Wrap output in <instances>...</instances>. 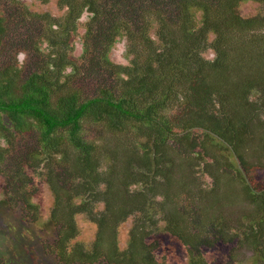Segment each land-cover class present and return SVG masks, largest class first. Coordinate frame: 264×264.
Masks as SVG:
<instances>
[{
    "label": "trees",
    "instance_id": "trees-1",
    "mask_svg": "<svg viewBox=\"0 0 264 264\" xmlns=\"http://www.w3.org/2000/svg\"><path fill=\"white\" fill-rule=\"evenodd\" d=\"M13 1L21 0H0V39ZM247 2L255 8L245 15L240 8ZM22 5L38 30L33 43L45 42L46 53L30 72L0 69V161L17 148L18 136L31 133L33 145L12 153V165L19 183L26 185L31 172L50 189L52 218L66 211L54 262L167 264L148 243L163 224L188 247L187 264H211L195 251L200 242L183 232L195 220L210 231V245L235 242L231 252L248 245L264 260V187L258 189L252 172L264 165V0ZM120 39L125 62L111 57ZM77 41L81 65L66 60ZM79 68L108 71L110 82L98 76V85L82 93L70 78ZM219 143L236 155V175L226 172L227 158L214 154ZM200 174L209 182L197 180ZM238 194L248 202L238 215L241 229L230 225L226 211ZM196 198L206 216L194 220L188 212ZM77 215L95 220L90 244L74 240Z\"/></svg>",
    "mask_w": 264,
    "mask_h": 264
},
{
    "label": "rangeland",
    "instance_id": "rangeland-1",
    "mask_svg": "<svg viewBox=\"0 0 264 264\" xmlns=\"http://www.w3.org/2000/svg\"><path fill=\"white\" fill-rule=\"evenodd\" d=\"M2 3L0 2V5ZM22 4H25V0H21L15 4L14 1L7 3L11 15L9 12L4 13L6 31L0 39V69L4 70L7 68L6 70H8L20 66L23 73H27L33 70L39 61L41 62L45 59L46 52H43L45 42L40 41L38 38L39 42L33 43L37 40L38 30L35 27V22L28 20L26 14L23 15ZM47 6L51 7V5L40 4L41 9H45ZM254 8V3L247 2L242 4L240 10L242 14L248 15L253 12ZM104 23L100 22L101 28L104 27ZM71 40L72 38L69 41ZM123 43L122 39L118 40L112 50L111 57L117 62H125L122 48ZM81 51V44L77 41L73 56L78 59L66 51V60L73 61L75 59V63L81 65ZM84 71V69L81 70L79 68L76 74L70 77L74 78L73 85H80L79 88L82 90V93L83 91L85 93L90 92L98 85V76L99 81L108 82L107 84L110 82V76L107 74L108 71H98L93 75L87 74V72L84 73ZM2 122L6 125L7 130V127H10V122L7 118L6 120H2ZM193 133L201 135L198 129H194ZM30 134L27 132L18 136L17 140H15L17 148L7 152L4 162L0 161V170H4L5 172V176L3 178L0 177V264H59L57 258L56 262H54V253L51 250L55 249L58 242V233L61 228L60 222L65 219L66 211L59 213V219L58 217L57 219L52 218L50 210L54 207V198L50 189L35 174L32 175L31 172H29L31 177L27 180L26 185L19 183L20 181L16 179L14 172V165H12V153L19 154V152L26 151L33 145L34 141L30 140ZM222 145L227 144L219 143L214 154L221 155L220 158H227L231 164V169L228 170L226 168V172H233L236 175V155L222 150ZM251 158L253 159V157ZM199 164H195L194 167L196 168ZM176 166L177 164L173 165V170ZM252 172H256V178L259 182L258 189H263L264 165L263 167H259V169H253ZM199 179L204 183L209 182L208 178L203 174L197 177V180ZM186 194H184V197H186ZM184 197L183 202L187 203V199ZM237 198L238 204H233V206L226 208V211L232 212V215L229 217L230 225L234 226L235 224L237 228L241 229L243 223L237 224L238 215L241 209H248V202L247 199H241L239 194ZM201 202L198 198L191 201L188 212L190 219L193 216L194 220L195 218L206 216ZM76 222L80 233L74 240L90 244L94 236H96L95 220L92 218L88 219L84 215L79 217L77 215ZM129 226L130 221L128 220L120 232L122 246H125L126 230ZM158 228L159 232L157 235L148 237V243H153L152 245L156 247V258L164 260L167 264H187L186 251H188V247L184 246L176 237L171 236L163 224H159ZM183 232L185 236L189 237L192 235L200 242L195 251L202 252V256L211 264H264V260L248 245H240L238 243V247L233 252H231V249L235 247V242L228 243L215 240L210 245L212 238L210 231L206 232L205 229L198 228L196 220L194 222L191 221L188 228ZM76 264L78 263L76 262Z\"/></svg>",
    "mask_w": 264,
    "mask_h": 264
}]
</instances>
